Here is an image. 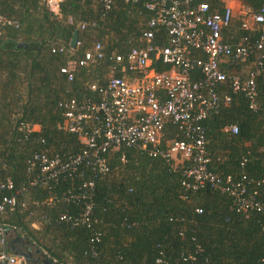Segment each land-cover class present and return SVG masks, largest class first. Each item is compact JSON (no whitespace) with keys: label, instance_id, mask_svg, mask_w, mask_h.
Segmentation results:
<instances>
[{"label":"trees","instance_id":"obj_1","mask_svg":"<svg viewBox=\"0 0 264 264\" xmlns=\"http://www.w3.org/2000/svg\"><path fill=\"white\" fill-rule=\"evenodd\" d=\"M237 1L251 11L264 3ZM0 16L15 24L0 28V183L10 181L18 188L26 186L30 177L24 165L29 153L43 147L59 157L79 151L76 139L57 128L62 121L58 103L70 98L95 99L88 87L103 85L109 75L106 60L75 68L70 82L59 74V68L79 58L95 42L105 54H124L143 46L140 35L149 13L142 4L117 1L103 10L96 0H62L56 18L41 0H1ZM79 22L95 26L79 32ZM74 31L80 45L69 50ZM154 35V42L164 39L162 29ZM59 46L69 51L50 52ZM155 68L167 69L160 64ZM257 96L260 106L256 112L248 110L245 99L237 95L202 122L212 173L264 179V80L257 81ZM13 114L40 130L17 143L16 138L22 135L14 131ZM226 124H235L237 133H222ZM163 133L166 141L179 138L170 124ZM106 162L108 173L95 180L91 214L95 223L90 229L69 228L57 220L61 213L77 211L75 206L56 200L78 179L61 181L50 190L26 187L25 195L17 201H26L35 216L26 217V210L7 220L20 228L24 240L45 251L56 264H203L204 259L207 264H264V188L257 189L263 209L243 217L231 209L230 198L224 194L208 188L184 190L179 170H171L163 160L151 158L143 150L117 148L106 155ZM5 194L0 191V197ZM49 198L54 204L40 205ZM32 222L36 228L30 226ZM95 233L98 241L90 243ZM188 255L193 260L187 259Z\"/></svg>","mask_w":264,"mask_h":264},{"label":"built area","instance_id":"obj_2","mask_svg":"<svg viewBox=\"0 0 264 264\" xmlns=\"http://www.w3.org/2000/svg\"><path fill=\"white\" fill-rule=\"evenodd\" d=\"M61 1L41 3L57 18ZM96 1L103 10L117 1L142 4L149 13L140 35L144 45L124 54H105L101 44L95 42L79 58L59 68V74L70 82L75 68L106 60L109 75L103 85L88 87L95 99L70 98L58 103L62 121L57 128L76 139L78 152L59 157L43 147L25 159V173L30 176L26 186L0 183V191L7 192L0 197V264H29L24 255L10 253L6 248L9 234L26 238L18 226L7 220L8 216L26 210V217L35 216L34 208L28 209L26 201H17L25 195L26 187L50 190L61 181L78 179L56 200L75 206L77 211L61 213L57 220L69 228L90 229L95 223L91 218L95 180L108 173L106 155L117 148L143 150L151 158H160L171 170L180 171L184 190L208 188L224 194L230 198L231 209L243 217L263 209L257 200V189L264 188V179L252 180L244 174L221 176L209 171L202 122L228 106L232 96L241 95L251 112L259 109L257 81L264 80V3L256 11L240 6L236 26L232 7L224 0ZM4 26L15 24L0 16V28ZM94 26L93 22H79L76 29L83 32ZM159 29L164 31V39L158 43L154 42V32ZM79 45L76 40L74 49ZM67 51L61 46L50 50L57 54ZM156 64L167 69L159 71ZM19 117L13 114L11 120L15 133L22 135L16 142L22 144L40 128ZM167 124L174 126L178 139H164ZM220 131L234 135L237 127L226 124ZM39 144L44 145V141ZM42 204L52 205L54 200L49 198ZM194 211L199 214L201 210ZM30 226L36 228V223ZM98 237L95 233L90 243L98 241ZM37 250L56 264L45 251ZM187 259L193 257L188 255ZM203 264H207L205 259Z\"/></svg>","mask_w":264,"mask_h":264},{"label":"crops","instance_id":"obj_3","mask_svg":"<svg viewBox=\"0 0 264 264\" xmlns=\"http://www.w3.org/2000/svg\"><path fill=\"white\" fill-rule=\"evenodd\" d=\"M224 2L226 5L232 7L233 14L236 12L238 7H240V4L237 0H224ZM6 248L8 252L20 255H24V251L25 249H27L32 259H44L32 243H28L26 240L20 238L18 234L8 235L6 241Z\"/></svg>","mask_w":264,"mask_h":264},{"label":"water","instance_id":"obj_4","mask_svg":"<svg viewBox=\"0 0 264 264\" xmlns=\"http://www.w3.org/2000/svg\"><path fill=\"white\" fill-rule=\"evenodd\" d=\"M76 40H77V33H76V31H74V32L72 33L71 38H70L69 43H68V47H69L70 49H74V44H75ZM38 252H39V251H38ZM41 264H51V263H50V261H48V260H46V259H43V260L41 261Z\"/></svg>","mask_w":264,"mask_h":264},{"label":"flooded vegetation","instance_id":"obj_5","mask_svg":"<svg viewBox=\"0 0 264 264\" xmlns=\"http://www.w3.org/2000/svg\"><path fill=\"white\" fill-rule=\"evenodd\" d=\"M24 256H25V258L29 264H41V261L43 260V259H37V260L32 259V257L30 256V253H29V251H27V249H25V251H24Z\"/></svg>","mask_w":264,"mask_h":264},{"label":"rangeland","instance_id":"obj_6","mask_svg":"<svg viewBox=\"0 0 264 264\" xmlns=\"http://www.w3.org/2000/svg\"><path fill=\"white\" fill-rule=\"evenodd\" d=\"M239 8H240V7H238V9L236 10V12H237V11H240ZM236 12H235L234 15H233V22L236 21V17H237V13H236ZM105 77H106V76H105Z\"/></svg>","mask_w":264,"mask_h":264}]
</instances>
